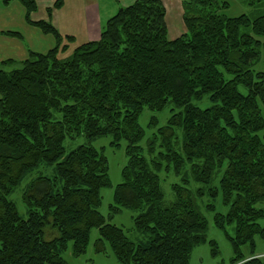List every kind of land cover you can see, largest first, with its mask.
I'll return each instance as SVG.
<instances>
[{"label":"trees","instance_id":"1","mask_svg":"<svg viewBox=\"0 0 264 264\" xmlns=\"http://www.w3.org/2000/svg\"><path fill=\"white\" fill-rule=\"evenodd\" d=\"M19 2L25 21L56 43L45 52L29 50L20 61H1L19 66L0 69V264H66L61 254L67 243L74 256L84 253L93 227L99 232L95 250L107 242L120 264H189L193 247L206 238L197 201L205 194L211 200L220 194L227 206L213 220L234 250L231 264H264L240 252L245 243L253 248L255 235L264 240V143L257 133L264 128V72L252 68L264 13L253 19L227 16L220 12L227 2L186 0L185 31L169 38L162 0H134L107 19L98 39L59 57L62 36L51 20L31 18L36 0ZM246 26L253 34L241 31ZM205 95L206 107L192 103ZM169 102L179 110L147 141V158L138 117L144 107L159 111ZM81 135L87 142L65 152V138ZM106 135L112 145L127 142V162L109 206L112 213L137 211V241L99 211L109 167L91 141ZM40 165L52 171L26 184L23 217L8 195ZM162 169L180 178L171 185L175 198L168 203ZM191 181L201 186L191 189ZM205 206L215 210L213 202ZM229 223L233 236L225 229ZM46 226L58 234L46 238Z\"/></svg>","mask_w":264,"mask_h":264},{"label":"rangeland","instance_id":"2","mask_svg":"<svg viewBox=\"0 0 264 264\" xmlns=\"http://www.w3.org/2000/svg\"><path fill=\"white\" fill-rule=\"evenodd\" d=\"M39 6L42 3H51V10L48 14L47 7L42 11L36 10L37 13L44 14L41 17L49 18L53 25L56 27L58 32L62 36L61 46L58 52L59 57L67 56L75 46L78 44L90 40L91 37H94L93 28L101 29L105 25L107 18L109 17V9L114 12L118 10L121 6H126L132 3L134 0H58L60 4H56L57 0H36ZM19 0H9L7 4H17ZM219 2H227V7L220 9V12L224 13L227 16H237L240 14H246L250 19L255 18L258 15L264 13V0H219ZM89 4H96L98 10V18L95 19L92 17L90 20L86 17V6ZM0 6H5L4 1L0 0ZM16 13L17 9L12 8ZM105 9V11H103ZM112 12V13H114ZM107 18H105V15ZM13 17L16 18V14L13 13ZM19 17V18H18ZM18 20L14 25L11 31H18L23 36V42L30 47L33 43H40L39 37L34 33H29L21 26L19 21L21 20V15H18ZM94 20V21H93ZM241 31L252 33L250 26L242 27ZM253 34V33H252ZM6 35V36H5ZM67 35H72L73 40L67 39ZM11 36L8 34L0 35V50L4 47L3 42L11 43L12 39L6 37ZM22 36L16 37L14 41H17L18 38L22 39ZM5 37V38H4ZM14 36H12L13 38ZM256 38L260 40L259 45V56L258 59L253 64L252 68L255 71L264 72V36L255 35ZM10 40V41H9ZM66 44L67 47L65 50L62 49V46ZM6 52L4 51L3 55ZM1 51H0V69L9 70L11 68L19 66L17 63H1ZM226 78H229L230 75L224 73ZM238 90L246 94L247 88L239 84ZM192 103L200 107H206L210 104L208 96L205 95L200 100H192ZM261 114L264 119V106L262 103H259ZM179 108L175 107L171 102L162 110H151L147 107H144L138 117L139 125L144 130V136L139 141V145L143 148V153L147 158H150L151 155L147 150V141L150 138L154 137V134L157 133L158 127L165 125L168 118L172 113L178 111ZM152 118H155V122L152 121ZM258 135L264 143V128L259 130ZM111 136H101L91 141V144L100 150L108 160V175L110 183L107 186L101 188V204L99 206V211L103 216L106 217L107 221L116 224L117 226L123 228L126 235L133 241H137L140 238V234L133 229V217L136 215L137 211L129 208H121L120 211L112 213L110 204L113 203V192L115 186L121 182V170L127 162V155L125 153L126 140L122 139L119 142V145H112L110 143ZM87 142L86 138L81 135L77 137L67 136L63 142L65 152L70 151L72 148L76 147L81 143ZM52 168L46 165H40L39 167L30 171L22 181L15 187V189L8 195V197L13 200L16 204L17 210L23 217H26V207L21 199L23 189L26 184L29 183L38 175L50 174ZM220 174H218L213 179V185L218 186ZM161 188L164 194V199L168 203L175 198V194L171 189L172 183L180 182L179 176L170 170L166 171L162 169L159 171ZM188 186L191 189H195L201 184L195 181H191ZM200 211L205 216L207 221V230L206 238L204 242H201L195 245L190 253L189 264H231L232 257L234 256V250L231 246V243L227 236L225 235L222 229H219L213 220L215 212L225 213L227 211V206L222 204L221 195L219 194L216 199L211 200L208 195H204L201 198L197 199ZM208 202H213L215 206L214 211H210L206 208ZM260 224H263L262 220H259ZM227 233L231 236L234 235V223H229L225 226ZM58 231L54 228L46 226L45 228V237H52L57 235ZM99 237V232L96 227L91 228L89 233V240L85 249V252L74 256L72 254V243L69 241L66 248L62 252V257L66 261V264H120L110 245L105 242L104 248L101 251H96L94 243ZM211 241L216 243L215 247L210 244ZM240 252L248 258L251 255L258 256L264 263V240L259 237V235L254 236V246L253 248L249 243L242 244L240 246Z\"/></svg>","mask_w":264,"mask_h":264},{"label":"crops","instance_id":"3","mask_svg":"<svg viewBox=\"0 0 264 264\" xmlns=\"http://www.w3.org/2000/svg\"><path fill=\"white\" fill-rule=\"evenodd\" d=\"M185 1L186 0H162L165 6V10H166L165 23H166L169 38H175L185 31V26L183 23V6H184ZM7 3L4 2L5 6H0V35H2L1 33L2 31L12 30L10 28L14 27V25L16 24V21L19 18L18 15L20 14L21 20L19 21V23H21V26L27 32L36 34L39 37L40 43L39 44L33 43L30 47H28V45L23 42L22 35H21L22 39L18 38L17 41H14V39H17L15 36L13 38L12 36H8L6 38L12 39V40H11V43L3 42L4 47H2L0 50L2 53L1 58L12 59L13 61H20L28 56L29 50L45 52L55 45L56 43L55 38L53 37L52 34L44 33L38 27L28 24L25 21V8L20 2H17V4H14V5L7 4ZM50 5L51 3H42L41 6L37 4V10L42 9V11H44L43 8L45 9L47 6H50ZM12 8L17 9L18 13H16ZM103 11H105V9ZM112 12L114 11L109 9V13H108L109 17H111L115 13V12L114 13ZM13 13L16 14V18L13 17ZM43 14L44 12L37 13L36 11H34L31 14V18L33 20L41 19V18L49 19V18L41 17ZM108 14L105 15V18H107ZM86 17L88 20H90L92 17H94L95 19L98 18V10H97L96 4H89L88 6H86ZM92 32H94L95 35L94 37H91L90 40L98 39L100 36V32H101V26L99 30L97 27L93 28ZM4 51L6 52L5 53L6 55H3ZM2 60L3 59H1V61Z\"/></svg>","mask_w":264,"mask_h":264},{"label":"water","instance_id":"4","mask_svg":"<svg viewBox=\"0 0 264 264\" xmlns=\"http://www.w3.org/2000/svg\"><path fill=\"white\" fill-rule=\"evenodd\" d=\"M6 1H9V0H6Z\"/></svg>","mask_w":264,"mask_h":264}]
</instances>
